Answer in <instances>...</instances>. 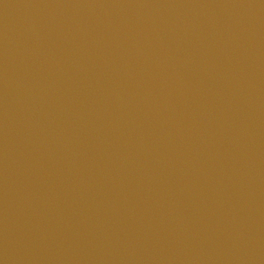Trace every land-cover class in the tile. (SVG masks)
Wrapping results in <instances>:
<instances>
[{"label":"water","instance_id":"water-1","mask_svg":"<svg viewBox=\"0 0 264 264\" xmlns=\"http://www.w3.org/2000/svg\"><path fill=\"white\" fill-rule=\"evenodd\" d=\"M0 264H264V0H0Z\"/></svg>","mask_w":264,"mask_h":264}]
</instances>
